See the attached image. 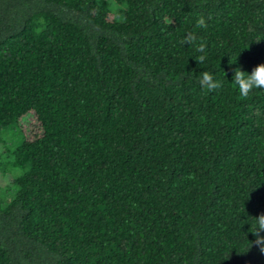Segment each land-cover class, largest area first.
<instances>
[{
    "label": "trees",
    "instance_id": "16d2710c",
    "mask_svg": "<svg viewBox=\"0 0 264 264\" xmlns=\"http://www.w3.org/2000/svg\"><path fill=\"white\" fill-rule=\"evenodd\" d=\"M260 63L264 0H0V264H264Z\"/></svg>",
    "mask_w": 264,
    "mask_h": 264
},
{
    "label": "clouds",
    "instance_id": "9594fccd",
    "mask_svg": "<svg viewBox=\"0 0 264 264\" xmlns=\"http://www.w3.org/2000/svg\"><path fill=\"white\" fill-rule=\"evenodd\" d=\"M205 18L200 16L196 21L197 28H207ZM197 36L194 33H188L186 37L181 40V43H188L195 45L197 52L204 53L206 49V43L203 39L197 43ZM198 63L203 64L205 61V55H201L196 58ZM235 85L238 86V91L241 97H248L249 93L253 89H264V63L256 65L251 73L242 71L239 67L234 69V76L232 78ZM199 83L203 88H207L209 91L218 89L222 86L221 82L215 80L213 75L208 71L201 72ZM256 218L255 230L252 232L256 237L255 243L259 246V250L264 253V236L260 235L261 230H264V213H261Z\"/></svg>",
    "mask_w": 264,
    "mask_h": 264
},
{
    "label": "rangeland",
    "instance_id": "374dc122",
    "mask_svg": "<svg viewBox=\"0 0 264 264\" xmlns=\"http://www.w3.org/2000/svg\"><path fill=\"white\" fill-rule=\"evenodd\" d=\"M5 132H7L6 134L9 138H11V139L16 138L14 135V132L12 130H7V131L5 130Z\"/></svg>",
    "mask_w": 264,
    "mask_h": 264
}]
</instances>
